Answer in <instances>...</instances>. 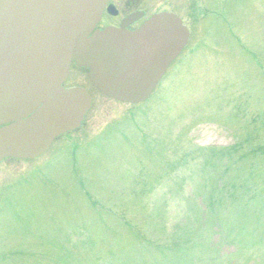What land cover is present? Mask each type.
Masks as SVG:
<instances>
[{"label": "rangeland", "instance_id": "1", "mask_svg": "<svg viewBox=\"0 0 264 264\" xmlns=\"http://www.w3.org/2000/svg\"><path fill=\"white\" fill-rule=\"evenodd\" d=\"M226 2L143 104L71 72L85 126L0 164V264H264V0Z\"/></svg>", "mask_w": 264, "mask_h": 264}, {"label": "water", "instance_id": "2", "mask_svg": "<svg viewBox=\"0 0 264 264\" xmlns=\"http://www.w3.org/2000/svg\"><path fill=\"white\" fill-rule=\"evenodd\" d=\"M106 2L0 0V162L38 158L81 128L92 100L83 88H63L72 63L105 95L139 103L186 46L188 31L170 14L135 34L110 28L90 37Z\"/></svg>", "mask_w": 264, "mask_h": 264}, {"label": "flooded vegetation", "instance_id": "3", "mask_svg": "<svg viewBox=\"0 0 264 264\" xmlns=\"http://www.w3.org/2000/svg\"><path fill=\"white\" fill-rule=\"evenodd\" d=\"M207 1L209 0H109L96 30L102 31L112 27L136 32L154 15L162 12H171L180 16L184 21V25L190 31V40L183 50L185 51L192 41L194 35L193 27L195 26L187 23L186 17L195 18L194 20H196V17L202 16L201 19L204 20L219 11L220 7L218 4L213 6ZM110 6L113 7L111 10L109 9ZM178 9L183 10L186 17ZM196 24L199 23L196 22ZM207 34L209 35L210 32ZM75 68L76 66H72V69Z\"/></svg>", "mask_w": 264, "mask_h": 264}]
</instances>
